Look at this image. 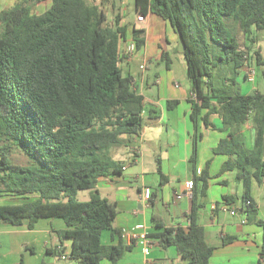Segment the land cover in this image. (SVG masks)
I'll use <instances>...</instances> for the list:
<instances>
[{"label":"trees","instance_id":"1","mask_svg":"<svg viewBox=\"0 0 264 264\" xmlns=\"http://www.w3.org/2000/svg\"><path fill=\"white\" fill-rule=\"evenodd\" d=\"M41 5L48 7L39 11ZM135 13L154 14L174 29L192 91V222L187 230L165 228L158 238L165 248L175 246L186 264H211L215 249L195 222L198 188L206 197L210 181L206 169L198 174L200 124L217 129L212 118L218 116L228 132L214 149L227 157L220 173H236L244 189L242 210L254 221L251 184L264 182V94H243L238 78L253 61L264 65L258 51L252 54L264 33V0H135ZM129 37L135 53L145 47L143 29L124 24L121 13L109 21L103 5L89 0H20L0 12V197L25 201L0 204V222L29 221L33 229L40 219H62L67 229L55 232V254L67 257L69 239V257L79 264H117L129 249L115 227L116 204L98 190L101 179L124 170L112 150L139 137L146 123L145 98L122 66ZM178 104L169 101L167 108ZM247 124L250 146L243 136ZM16 150L33 164H14ZM81 191H90L87 201L78 199ZM155 200L151 194L150 204ZM260 225L263 242L255 264H264ZM107 232L116 245L103 242Z\"/></svg>","mask_w":264,"mask_h":264},{"label":"crops","instance_id":"2","mask_svg":"<svg viewBox=\"0 0 264 264\" xmlns=\"http://www.w3.org/2000/svg\"><path fill=\"white\" fill-rule=\"evenodd\" d=\"M19 1L0 0V12ZM118 1L117 5V0H90L103 5L107 14V6L111 4L112 9L121 13L124 24H134L145 31V47L126 58L122 66L125 74L132 78L136 90L145 98L146 123L139 137L112 150L114 159L124 163V170L122 175L101 179L98 190L103 198L117 206L115 227L126 233L143 225L144 229L140 233L146 235L153 246L147 255L145 247L138 241L128 244L123 239L129 249L117 264H186L176 247H163L158 236L165 228L187 230L192 222L193 191H187V184L193 182L194 178L190 164L194 130L187 64L186 61L182 63V58H172L167 51L166 44L170 45L179 38L168 22L154 14L147 15L144 22H139L136 13L128 21L126 13L129 0ZM47 7L48 5H41L39 9L42 11ZM168 36L172 40L166 41ZM130 38L123 45L125 51L131 44ZM263 44L264 33H261L258 34L257 43L252 45V54L258 51L261 63L264 64ZM180 47L183 54L181 44ZM165 53L169 55L166 60L163 57ZM256 65L253 61L243 67L238 78L245 95L256 92L264 94V65ZM251 67L258 69L254 82L248 80ZM182 70L179 76L178 72ZM169 101H178L179 104L169 110ZM151 111H154L153 116L156 118L149 117ZM212 120L217 129H209L203 123L200 124L202 139L198 145V174L206 169L210 181L206 197L200 196L201 188H198L195 222L204 228L207 243L215 249L211 264H255L259 260L263 242V228L260 224L264 223V182L253 180L251 184L250 199L257 210L253 221L242 210L244 189L237 181L236 173H220L227 157L215 154L214 149L228 136V132L222 130L223 125L218 116H214ZM243 136L250 146L253 132L249 124L243 126ZM147 159L149 163L146 162ZM159 166L161 173L158 171ZM151 194L156 197L153 205L149 202ZM225 197H235V200L228 203L224 200ZM24 202L11 195L0 197V204L3 205ZM226 207L230 210H225ZM231 209L236 210V213H232ZM157 224L163 227H158ZM28 225L29 221H25L22 226L0 222V264H79L69 257L72 249V241L69 239L64 242L66 259L55 254L59 246L55 232L67 229L62 219H40L33 229ZM103 242L106 245H116L118 240L107 232L103 236ZM103 264L112 263L106 260Z\"/></svg>","mask_w":264,"mask_h":264},{"label":"rangeland","instance_id":"3","mask_svg":"<svg viewBox=\"0 0 264 264\" xmlns=\"http://www.w3.org/2000/svg\"><path fill=\"white\" fill-rule=\"evenodd\" d=\"M134 2H135V0H129V2H128V11L126 13L127 14V20L128 21H131L134 18V16H135V6H134ZM116 4L117 5L119 4V1L118 0H117ZM106 6H107V3H106ZM107 8H108V18H109V21L113 22L114 21V18L116 16L117 10L112 9L111 8V4H108ZM39 11H41V9ZM172 35H171V37H172ZM171 37L170 36L166 37L167 38L166 41L172 40ZM239 37H240V40L241 41L244 38L241 33H239ZM179 40L180 39L178 38L177 41L171 42L170 45L169 44H166L167 51H168L169 55L172 58H175V59H178V60H179V58H182V63H185V57H184V54L181 53V47H180ZM263 47H264V44H263ZM182 72H183V70L181 72H178V73H180L178 75L181 76V73ZM11 159H12V162L14 164H20V165H26V166L27 165H30V164H33L32 161H30L25 155H23L18 150H16V151L13 152ZM146 162L149 163L148 159H147ZM89 193H90V191H81V192H79L78 199L80 201H87L89 199Z\"/></svg>","mask_w":264,"mask_h":264},{"label":"built area","instance_id":"4","mask_svg":"<svg viewBox=\"0 0 264 264\" xmlns=\"http://www.w3.org/2000/svg\"><path fill=\"white\" fill-rule=\"evenodd\" d=\"M145 17L143 15L138 16V21L139 22H144ZM135 44L131 42V44L128 45L126 49V53L128 57H132L135 54ZM258 75V69L256 67H251L249 68L248 71V80L251 82H254L256 80V77ZM187 191L189 193H192L193 191V182H189L187 184ZM177 198H181V196H177ZM230 210L229 207H226L225 210ZM233 211L232 213H236L234 209H231ZM144 229L143 225L137 226L135 229L129 231V232H124L123 233V238L127 241L128 244H133V242L138 241L140 244H142L145 247V254L149 255L150 253V248L153 246L152 241L146 236L142 235L140 233V230ZM62 259H66L65 256L62 257Z\"/></svg>","mask_w":264,"mask_h":264},{"label":"water","instance_id":"5","mask_svg":"<svg viewBox=\"0 0 264 264\" xmlns=\"http://www.w3.org/2000/svg\"><path fill=\"white\" fill-rule=\"evenodd\" d=\"M187 68H188V66H187Z\"/></svg>","mask_w":264,"mask_h":264}]
</instances>
